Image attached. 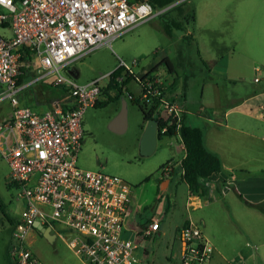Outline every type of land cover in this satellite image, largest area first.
I'll return each instance as SVG.
<instances>
[{"label": "rangeland", "instance_id": "rangeland-1", "mask_svg": "<svg viewBox=\"0 0 264 264\" xmlns=\"http://www.w3.org/2000/svg\"><path fill=\"white\" fill-rule=\"evenodd\" d=\"M200 1L176 0L178 8L158 12L138 22L112 39L109 45L95 47L61 70L77 83L103 76L99 84L104 85L109 79L107 73L119 64L120 59L131 67L132 76L128 77L123 90L128 101L126 129L116 132L108 127L109 120L120 107V99L110 98L103 105L87 106L82 115L83 135L76 164L115 174L127 181L133 191L128 211L136 221L164 212L161 234L149 236L140 233L137 255L132 264H179V242L173 231L183 217L186 197L179 167L171 185L163 186L159 182L161 164L178 157L174 135L158 139L152 153L144 155L140 152L139 140L145 121L138 103L128 97V92L133 95L140 92L134 76L154 65L155 72L161 76L168 74L166 76L173 80L175 86L174 93L187 110L189 124L198 125L203 130L213 126L220 129L217 120L223 121L225 111L229 109L227 116L245 126L247 131L254 134L264 132L260 101L252 97L264 87V0H257L255 4L254 0H210V7ZM191 12L195 18L186 22L184 16ZM173 20L179 22V26L173 25ZM164 57H168L174 66V74L170 76ZM133 60L137 62L133 63ZM32 61L37 64L35 57ZM73 68L79 69L77 75ZM34 70L37 76L30 75L23 84L28 83L36 91L33 94L36 103L30 104L34 110L40 111L45 109V105L37 103L43 102L47 90L41 92L39 88L47 79L51 82L53 76L42 79L39 77L41 69L34 67ZM243 99L247 101L241 103ZM249 102L252 107L245 110ZM243 141L246 143L243 149L245 157L252 156L254 142L249 137ZM257 159L264 162L263 147L252 166L258 162ZM8 172V164L0 154V201L4 209H0V264H10L7 247L11 240V225L7 216L16 217L22 206L17 187L8 180ZM255 174L263 175L259 170ZM228 199L239 203L243 222L255 232L246 236L237 231L239 241L245 239L250 245H255V259L260 262L256 264H264L258 257L259 253L264 257V201L251 208L243 204V198L234 190ZM168 201L170 206L167 209ZM234 210L233 205L232 213L235 215ZM58 230L63 237L58 235L52 242L33 230L27 238L29 248L44 264H85L69 246L70 236L66 230L60 227ZM144 248L148 250L145 255ZM249 262L251 264V259Z\"/></svg>", "mask_w": 264, "mask_h": 264}, {"label": "built area", "instance_id": "built-area-1", "mask_svg": "<svg viewBox=\"0 0 264 264\" xmlns=\"http://www.w3.org/2000/svg\"><path fill=\"white\" fill-rule=\"evenodd\" d=\"M163 9L155 10L148 0H0V100L6 98L11 105L10 115L0 119V154L9 167L8 180L22 200L11 227L10 264H44L27 240L33 230L38 231L37 220L49 226L55 238L63 237L58 227L65 229L69 246L85 264H132L138 244L122 236L131 185L118 175L76 164L82 115L87 106L105 98L99 84L103 76L77 83L61 70ZM24 46L31 58L23 61ZM33 57L41 67L40 78L53 76V85L69 89L43 112L18 100V92L28 85L17 83L20 67L35 66ZM118 65L132 73L124 60ZM140 77L136 78L139 94L128 97L136 96L150 106L156 102V109L175 119L178 127L185 109L170 91L171 80L157 72ZM260 109L264 119V105ZM167 129V124H158V131ZM170 168V161L160 167L164 174ZM158 226L159 218H154L142 234L149 235ZM181 237L182 264H207L212 245L200 227L184 226Z\"/></svg>", "mask_w": 264, "mask_h": 264}, {"label": "crops", "instance_id": "crops-1", "mask_svg": "<svg viewBox=\"0 0 264 264\" xmlns=\"http://www.w3.org/2000/svg\"><path fill=\"white\" fill-rule=\"evenodd\" d=\"M175 3L176 2L172 4ZM200 3H203L206 7H210V0H202ZM255 3H257V0L253 1V4ZM31 67L34 72V67L36 69H41V67L37 66V64ZM148 69L141 71L140 74L142 75ZM72 70L76 75L79 73L78 68H73ZM140 74L135 77H139ZM172 74H174V72L169 73V76ZM166 75L168 76V74H163L165 77ZM35 76L37 75H33V77ZM91 79H94V77ZM49 82L50 80L48 79L44 81L45 84H48ZM28 86L29 84L20 89L18 92V100L20 104L31 106L30 103H36L34 102L35 97L33 95L36 91L32 87ZM22 90H24V93H22ZM252 97L259 99V108L261 105H264V87L259 92L254 93ZM55 99L51 102L46 100H43V102L39 101L37 104L45 105V109L38 112L51 109ZM249 99L250 97L247 100ZM247 100L243 99L241 103H245ZM183 107L185 109L184 103ZM251 107V102H249L244 109L246 110V108L248 109ZM241 112L248 114L243 110H241ZM10 113L11 105L9 100L6 98L0 100V119L5 116H9ZM184 113L185 119L187 120L186 109L184 110ZM227 114H230L229 109L225 111L223 121L217 120V124L221 126L220 129H217L214 126L204 129V141L206 146L210 150L216 152L222 161V170L214 172L209 177L202 179L203 183L207 187V193L205 195L193 193L189 189L186 182L181 179V176L179 177L186 186L183 217L175 224V231H173L179 242V264H182L181 255L184 248V240L181 237V230L188 224L198 225L203 236L212 245V253L207 261V264H234L237 260H242L245 264H250V259L252 261L251 264L260 263L256 260L257 258L255 259L256 255L253 248L255 247L256 249V246L250 245V243L245 239L241 242L239 241L240 236H238L237 231L240 232V235L245 234L246 236L249 234L252 235V233L255 232H252V227H248L247 223L243 222V218L241 216L242 208L238 205L239 203L234 201V199H228V197L230 192L234 190L241 198H243V204L251 206V208H255L253 205H258L264 201V162H262L261 159H257L258 162L252 166V161L256 160L258 154L262 151V147L264 148V132L256 134H254L253 131L249 132L245 126L236 123L235 120L230 119ZM260 118L264 120L261 116ZM174 136L177 142L176 148L178 151V157L176 159L172 158L167 160L171 162V168L168 173L164 174L161 172L162 177L159 179V182H162L163 186L171 185L175 179V171L177 167H179V174L181 175L180 160L184 155V146L179 135ZM248 137L254 142V146L252 147L253 154L252 156L245 157V151L243 149L246 145L244 142L246 140L243 141V138L246 139ZM258 170L261 171L263 175L255 174ZM132 196L133 191L131 189L128 207L130 206ZM233 205L235 208L234 212L237 213L235 215L232 213ZM169 206L170 201L167 202V209ZM250 215H252V213H250ZM243 217H245L244 214ZM154 218H159V226L156 230H153L149 236L153 234H161L163 231L162 220L164 218V212L162 211L159 215H152L149 218H146V220L136 221L134 218L130 217V212L128 211L124 220L122 236L133 239L138 244V241L140 240L139 236L141 235L140 233L143 228L146 227ZM165 233L167 232L165 231ZM138 247L139 245L137 248ZM137 248L135 249V256L137 255ZM143 251L144 255L148 253V250L145 248ZM257 253L259 252L257 251ZM258 257L264 261L262 254L259 253ZM166 264L170 263L167 262Z\"/></svg>", "mask_w": 264, "mask_h": 264}, {"label": "trees", "instance_id": "trees-1", "mask_svg": "<svg viewBox=\"0 0 264 264\" xmlns=\"http://www.w3.org/2000/svg\"><path fill=\"white\" fill-rule=\"evenodd\" d=\"M129 1H141V0H129ZM155 10L163 9L160 13H164L173 8H178L177 3H174L176 0H148ZM172 4V5H171ZM195 18L194 13L191 12L189 15H185L184 19L186 22L193 21ZM173 25L179 26V22H175L173 20ZM167 30V27H166ZM31 57V52L29 49L24 46L21 50V60H27ZM167 64V72L173 73L174 66L171 60L168 57H164L163 59ZM31 66H21V73L18 75L17 83L21 84L26 82L27 78L30 75H35L34 71H32ZM156 71V65L149 68L145 71L141 77L143 78L147 74H152ZM122 75L121 80H117L116 77ZM132 76V74L128 71L124 72V67L117 65L114 69L111 70L108 81L101 87V90L104 92L106 97L102 100H97L94 105H103L110 98L120 99V96L123 93V90L126 89V81L128 77ZM134 76V75H133ZM135 77V76H134ZM136 79V77H135ZM173 80H171L170 91L174 92L175 86L173 85ZM41 92L47 90V95L43 98L48 102L52 101L55 98H60L66 96L69 93V89L65 85H53L51 82L48 84H43L40 88ZM36 93V92H35ZM128 94L132 95L131 92ZM36 95V94H35ZM126 96V95H125ZM184 96V95H183ZM35 97V96H34ZM71 98V97H69ZM130 98V97H129ZM134 102L138 103V106L142 112L143 119L146 121L148 118H156L159 126L163 124H167L168 129L166 132L158 131V139L163 136H173L179 135L180 140L184 146V155L180 160V168H181V179L186 182L189 189L199 195H205L207 193V187L203 183L202 179L209 177L212 173L218 172L222 170V161L219 155L210 150L204 141V130L198 126L189 124L185 119V113H182L180 125L177 127L175 119L171 117H166L159 112V108L156 109V102L150 106L144 101H140L138 97L134 96L130 98ZM163 163L161 164V166ZM160 166V167H161ZM264 172V169H263ZM12 184V183H11ZM2 202L0 201V209H2ZM8 221L12 227L14 223V216H7ZM10 243V242H9ZM8 251V247H7Z\"/></svg>", "mask_w": 264, "mask_h": 264}, {"label": "water", "instance_id": "water-1", "mask_svg": "<svg viewBox=\"0 0 264 264\" xmlns=\"http://www.w3.org/2000/svg\"><path fill=\"white\" fill-rule=\"evenodd\" d=\"M128 123V101L122 94L120 96V107L116 114L109 120L108 127L116 132H122L126 129ZM158 121L156 118H148L145 121L142 133L140 135V152L144 155L154 151L158 140ZM38 231L50 242L55 239V234L50 232V227L45 226L38 220L34 222Z\"/></svg>", "mask_w": 264, "mask_h": 264}]
</instances>
